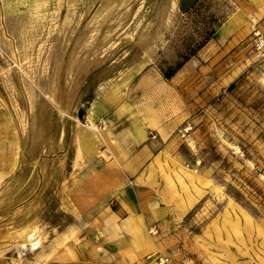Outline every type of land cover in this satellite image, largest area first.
<instances>
[{
	"label": "rangeland",
	"instance_id": "1",
	"mask_svg": "<svg viewBox=\"0 0 264 264\" xmlns=\"http://www.w3.org/2000/svg\"><path fill=\"white\" fill-rule=\"evenodd\" d=\"M254 28L264 0H0V264H264Z\"/></svg>",
	"mask_w": 264,
	"mask_h": 264
},
{
	"label": "built area",
	"instance_id": "2",
	"mask_svg": "<svg viewBox=\"0 0 264 264\" xmlns=\"http://www.w3.org/2000/svg\"><path fill=\"white\" fill-rule=\"evenodd\" d=\"M249 47L254 56L264 63V31L254 28L249 35Z\"/></svg>",
	"mask_w": 264,
	"mask_h": 264
},
{
	"label": "crops",
	"instance_id": "3",
	"mask_svg": "<svg viewBox=\"0 0 264 264\" xmlns=\"http://www.w3.org/2000/svg\"><path fill=\"white\" fill-rule=\"evenodd\" d=\"M222 28V27H221ZM142 230H144V228H140L139 229V232H137V235L139 236V237H141V235L143 236V231ZM137 231V230H136ZM144 232L146 233V231L144 230ZM136 235V234H135ZM146 235H147V233H146ZM144 237V236H143ZM142 238V237H141ZM149 238V237H148ZM144 239V238H143ZM147 242L149 241V240H146ZM140 256V255H139Z\"/></svg>",
	"mask_w": 264,
	"mask_h": 264
},
{
	"label": "trees",
	"instance_id": "4",
	"mask_svg": "<svg viewBox=\"0 0 264 264\" xmlns=\"http://www.w3.org/2000/svg\"><path fill=\"white\" fill-rule=\"evenodd\" d=\"M181 66V63L177 65V67L174 69V71H176L179 67ZM174 71L170 72L169 74H166L165 77L168 78L171 75H173Z\"/></svg>",
	"mask_w": 264,
	"mask_h": 264
},
{
	"label": "water",
	"instance_id": "5",
	"mask_svg": "<svg viewBox=\"0 0 264 264\" xmlns=\"http://www.w3.org/2000/svg\"><path fill=\"white\" fill-rule=\"evenodd\" d=\"M82 111H83V110H82V109H80V111H79V116L81 115Z\"/></svg>",
	"mask_w": 264,
	"mask_h": 264
},
{
	"label": "bare ground",
	"instance_id": "6",
	"mask_svg": "<svg viewBox=\"0 0 264 264\" xmlns=\"http://www.w3.org/2000/svg\"><path fill=\"white\" fill-rule=\"evenodd\" d=\"M42 235V234H41Z\"/></svg>",
	"mask_w": 264,
	"mask_h": 264
}]
</instances>
